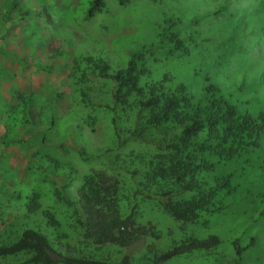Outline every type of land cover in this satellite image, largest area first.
<instances>
[{"label": "rangeland", "instance_id": "rangeland-1", "mask_svg": "<svg viewBox=\"0 0 264 264\" xmlns=\"http://www.w3.org/2000/svg\"><path fill=\"white\" fill-rule=\"evenodd\" d=\"M101 1L86 18L90 0H0V240L7 231L35 227L58 249L117 260L126 254L130 264H139L151 246L213 233L219 243L208 252L195 250L159 264H233L234 240L246 245L238 264H264L261 206L244 208L245 216L234 210L239 207H229L205 216L204 224L203 217L179 223L146 200L139 202L134 223L144 232L131 245L82 238L57 192L74 198L82 176L102 168L117 174L125 214L137 180L131 170H141L152 150L132 140L117 145L126 135V112H117L122 128L116 137L111 82L92 73L86 57L105 60L112 72L125 66L132 51L149 50L144 60L149 78L143 82L165 73L168 84L183 83L193 99L210 82L238 110L264 109V0ZM166 16L178 20V35L187 46L182 55L166 56L158 45L156 29ZM82 91L95 106L82 101ZM250 167L233 162L226 170L254 194L260 173ZM33 194L38 206L28 210ZM44 212L53 214L57 228Z\"/></svg>", "mask_w": 264, "mask_h": 264}, {"label": "trees", "instance_id": "trees-1", "mask_svg": "<svg viewBox=\"0 0 264 264\" xmlns=\"http://www.w3.org/2000/svg\"><path fill=\"white\" fill-rule=\"evenodd\" d=\"M101 5V0H90L85 17L89 18ZM177 21L175 16H166L156 29L158 45L164 46L166 56L187 51L178 35ZM149 52L132 51L125 66L112 72L105 60L85 58L92 73L96 70L97 76L111 82L109 109L114 117L110 121L116 137L122 128L117 122L120 116L117 112H126V135L117 145L132 140L152 150L142 162L141 170H131V177L137 180L125 214L120 208L119 178L102 168L91 169L82 176L74 198L57 192L58 198L69 206L82 238L94 244L131 245L144 232L134 223L139 202L146 200L155 201L179 223H198L203 217L204 224L205 216L229 207L232 210L239 207L234 210H241L245 216L244 208L261 206L258 217L264 218V109L255 114L240 111L210 82L197 99L188 94L183 83L168 84L170 77L165 73L162 78L143 82V77L149 78L144 61ZM80 96L84 103L95 106L85 92ZM77 153L83 155L81 149ZM233 162L249 164L250 169L260 173L256 193L252 194L248 185H242L233 170H226ZM240 170L239 174H243L244 167L240 166ZM31 197L28 210H35L38 202H34V194ZM44 214L46 222L57 228L59 223L53 214ZM218 243L213 233L203 238L191 234L171 240L164 247L151 246L141 255L144 261L139 264H159L195 250L208 252ZM245 246L233 241L237 257L233 264H238ZM5 258H9L6 263ZM127 258L126 254L117 260L73 253L67 246L58 249L35 227L7 231L0 240L1 264H130Z\"/></svg>", "mask_w": 264, "mask_h": 264}]
</instances>
